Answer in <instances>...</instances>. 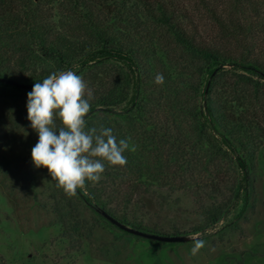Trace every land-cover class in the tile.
<instances>
[{
	"label": "trees",
	"instance_id": "obj_1",
	"mask_svg": "<svg viewBox=\"0 0 264 264\" xmlns=\"http://www.w3.org/2000/svg\"><path fill=\"white\" fill-rule=\"evenodd\" d=\"M196 15L221 46L199 38ZM66 70L92 91L86 128H111L129 144L126 166L105 161L102 179L74 196L99 220L117 227L103 211L143 232L208 240L248 218L264 151V0H0V78L42 83ZM31 90L0 81L5 97ZM166 185L194 197L202 221L190 231L130 218L137 196ZM82 226L89 236L92 226ZM63 236L75 240L71 230Z\"/></svg>",
	"mask_w": 264,
	"mask_h": 264
},
{
	"label": "rangeland",
	"instance_id": "obj_2",
	"mask_svg": "<svg viewBox=\"0 0 264 264\" xmlns=\"http://www.w3.org/2000/svg\"><path fill=\"white\" fill-rule=\"evenodd\" d=\"M195 17L199 38L221 46L208 20ZM26 104L27 95L14 99L0 94V264H264V151L255 162V207L247 208V219L240 217L235 226L220 229L221 239L214 233L208 240L190 234L193 240L163 243L109 226L77 197L71 199L72 210L66 209L57 181L47 168L32 162L38 133L27 119ZM56 122L60 124L59 118ZM137 198L142 205L129 212L130 218L165 232L190 231L202 221L186 191L156 186ZM83 223L92 226L89 236ZM65 230H71L74 241L63 236ZM197 240L204 246L192 255Z\"/></svg>",
	"mask_w": 264,
	"mask_h": 264
},
{
	"label": "clouds",
	"instance_id": "obj_3",
	"mask_svg": "<svg viewBox=\"0 0 264 264\" xmlns=\"http://www.w3.org/2000/svg\"><path fill=\"white\" fill-rule=\"evenodd\" d=\"M164 79L158 73L154 82L162 85ZM93 98L86 81L72 70L52 72L27 93V119L38 133L31 149L32 162L36 168H47L68 197L85 188L86 180L98 183L105 161L112 166L127 164L123 155L129 150L126 139L117 140L111 128H86L85 117ZM203 246L204 242L197 240L192 255Z\"/></svg>",
	"mask_w": 264,
	"mask_h": 264
},
{
	"label": "water",
	"instance_id": "obj_4",
	"mask_svg": "<svg viewBox=\"0 0 264 264\" xmlns=\"http://www.w3.org/2000/svg\"><path fill=\"white\" fill-rule=\"evenodd\" d=\"M0 81L9 83V84H13L22 88H32L33 85L35 83H18L9 79H4V78H0ZM102 214L113 224H115L117 227L131 233L134 235H139L142 237H147L150 239H154V240H158L161 242H185L188 241L194 237H190L187 235H158V234H153V233H147V232H143L137 229H134L130 226H127L121 222H119L118 220H116L115 218L109 216L107 213L102 211Z\"/></svg>",
	"mask_w": 264,
	"mask_h": 264
}]
</instances>
